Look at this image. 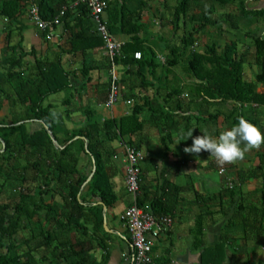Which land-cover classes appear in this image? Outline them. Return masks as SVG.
I'll use <instances>...</instances> for the list:
<instances>
[{
	"label": "crops",
	"instance_id": "1",
	"mask_svg": "<svg viewBox=\"0 0 264 264\" xmlns=\"http://www.w3.org/2000/svg\"><path fill=\"white\" fill-rule=\"evenodd\" d=\"M71 1L52 2H64L66 5ZM107 1H111L113 6L121 0ZM138 1L129 0V4L136 6ZM38 2L27 0L17 20L5 21L0 18V54L7 43L8 34V42L17 44L16 52L23 54L25 77L35 71V63L40 59L58 62L66 72L67 87L50 94L43 102L49 104L53 119L66 122L55 131V146H62L63 141L85 124L88 117L97 120L119 119L130 114L134 107H139V128L123 138L119 136L104 140L100 146L112 189L117 196L112 206H105V209L102 206L103 229L97 231L102 238L99 239L100 246L92 239L89 249L81 251L79 257L74 255L68 259L54 258L49 254L47 259L40 260L43 254L41 249L33 253V260L37 264H99L105 258L103 264H131V237L123 218L124 210L134 201L125 184L123 143H128L143 153L139 163L140 189L136 198H141L145 205L151 206L153 199L160 197L161 201L167 203L169 211L166 214L173 220L171 228L154 240L153 264L158 259L160 264H174L171 262L174 259L199 264L204 245H215L223 240L226 244L222 264H264V167L260 168L258 156L264 151V145L248 152L244 160L222 166L208 152L188 154L183 150L191 146L192 137L203 133L216 137L220 132L230 130L238 124L239 116L255 124L264 133V106L239 105L233 100L210 98L204 93L199 95L200 90L196 89L198 80L187 75L182 64L173 67L158 65L154 75L149 74L145 67L135 77L137 66L130 68L118 63L119 97L110 108H105L103 103L109 82L103 46L89 47L88 41L82 42L76 37L72 40L73 34L84 27L74 23L73 16H69L66 22L61 20L60 24L52 28L39 29L29 17L30 5H38ZM176 3V0H146L141 13L144 26L138 36L142 44L150 47L161 61L168 53L165 41L177 38L183 32L179 27L174 29L172 24ZM246 3L249 8L264 6V0H247ZM227 6L230 8L227 13L231 14L232 19L222 21L219 28H205L204 35L210 36V43L215 42L217 46L221 44L215 41L216 36L225 34L229 39L237 40L234 37L235 31L239 29L234 19L238 17L237 4L230 3ZM227 13L221 15L217 11L216 15L222 19ZM104 17H107L106 11ZM232 23H236L238 28L232 27ZM250 28L253 30L252 35L264 34V16L250 21ZM91 32H94L93 28ZM117 40L124 43L128 36L119 35ZM242 45L239 51L244 56L242 77L247 82H253L259 68L254 61V52L252 57H246L250 54L247 48L253 51L252 46ZM197 49L202 50L201 47ZM217 50L221 48L217 47ZM142 73L144 84L140 83ZM164 82L167 88L161 85ZM249 106L254 107L253 110ZM163 112H167L168 116L162 117ZM8 113V106L4 105L0 117L8 116L10 119ZM213 114L216 115L211 118ZM27 127L31 132L40 127V122L29 121ZM191 129L192 137L187 138ZM84 159L82 155L79 168L86 163ZM222 168L224 170L220 173ZM240 170L243 171V181L238 177ZM251 171L254 173L249 174ZM229 180L233 184V196L226 191ZM207 195H212L211 199L207 200ZM94 201L98 203L101 200L95 198ZM239 203L245 206L241 215H237ZM231 218L235 222L229 223ZM198 221L202 224L201 231L198 230ZM242 246L244 249L238 252L237 248ZM22 250L20 248V256L16 260L18 263L15 264H24Z\"/></svg>",
	"mask_w": 264,
	"mask_h": 264
},
{
	"label": "trees",
	"instance_id": "2",
	"mask_svg": "<svg viewBox=\"0 0 264 264\" xmlns=\"http://www.w3.org/2000/svg\"><path fill=\"white\" fill-rule=\"evenodd\" d=\"M26 1L0 0V18L5 21L17 20ZM38 1L43 19L53 18L65 5L64 2L53 3V0ZM246 1L177 0L172 24L174 29L179 27L183 32L177 38L165 41L168 53L163 61L150 47L144 46L138 36L144 26L141 13L146 0H139L136 6H131L129 0H121L113 6L108 1L106 25L110 35L116 40L119 35L128 36L115 62L130 68L137 66L135 77L145 67L149 74L154 75L158 65L173 67L182 64L183 71L198 80L196 89L200 90L199 95L204 93L207 97L233 100L239 105L245 103L263 107L264 34L250 35L254 61L259 68L253 82H247L242 77L244 56L238 50L237 40L230 39L220 46L212 42L203 45L202 50L197 49L198 36L204 34L207 26L217 24L219 28L222 21L232 19L230 13L218 19L215 13L217 5L237 3L238 17L249 22L264 16V6L249 8ZM69 16H73L74 23L84 26L73 34L72 40L76 37L82 42L88 41L89 47L103 46L102 38L95 31L91 32L92 28L94 30L93 22L85 5L67 8L61 20L66 22ZM232 27L237 29L238 25L232 23ZM6 36L7 43L0 54V111L7 105L10 119L5 121L4 117H0V194L5 185L11 186V192L16 194L17 199L14 202L0 200V264L18 263L20 248H23L24 264H37L33 260V253L41 249L43 254L40 260L47 259L49 254L60 259L74 255L79 257L81 251L89 249L92 239L101 244L99 239L102 238L97 231L103 229V209L94 199H100L106 207L117 200L100 146L104 140L119 136L123 138L138 130L139 107H134L130 114L119 119L97 120L88 117L85 124L63 141L62 146H55L51 138L57 140L55 122L49 104L43 102L50 94L67 87L66 72L58 62L40 59L35 63V71L25 77L23 54L16 52L17 44H10L9 35ZM217 47L221 50L218 51ZM135 51H140L139 59L133 56ZM106 67L109 82L108 63ZM140 83H145L143 73ZM161 85L167 88L165 82ZM253 108L249 106V109ZM161 114L162 117L168 116L167 112ZM215 115L210 116L213 118ZM240 115L244 116L242 113ZM29 121L40 122V127L30 132L27 127ZM82 155L87 160L79 168ZM90 156L94 160L95 170L86 181L92 169ZM258 156L262 169L264 151ZM242 173L241 170L238 172L241 181L244 178ZM226 191L233 196L232 189ZM217 194L220 196V193ZM207 197L209 200L212 195ZM136 201L155 215L169 211L167 203L161 201L160 197L153 199L151 206L145 205L141 198ZM244 207L238 204L237 215H241ZM233 220L235 222L231 218L229 223ZM197 225L200 230L202 224L198 221ZM225 244L223 240L215 245H204L199 264H222ZM243 249V246L238 247L237 251ZM103 260L99 264H103ZM156 264H160L159 259Z\"/></svg>",
	"mask_w": 264,
	"mask_h": 264
},
{
	"label": "built area",
	"instance_id": "3",
	"mask_svg": "<svg viewBox=\"0 0 264 264\" xmlns=\"http://www.w3.org/2000/svg\"><path fill=\"white\" fill-rule=\"evenodd\" d=\"M83 4L87 7L90 19L93 22L94 31L102 38L105 56L109 64V84L104 100V107L110 108L118 99L120 93L119 77L116 71L117 63L115 57L120 53L123 42L113 39L110 35L105 11L108 7L107 0H73L69 4L63 5L57 15L51 19H43L40 15L38 5L32 3L29 7V17L39 29L52 28L60 24L61 18L67 8H75ZM133 56L137 59L141 57L140 51H135ZM143 153L136 147L123 143V161L125 163V184L126 190L134 198L133 203L126 207L123 212L125 225L131 237V254L129 262L131 264H153L154 256L152 246L154 240L171 228L172 217L168 214H152L148 209L139 206L136 201L137 193L140 189V160ZM223 168L219 172H223ZM232 183L229 180L227 187L231 188ZM174 264H191L183 263L177 260L171 261Z\"/></svg>",
	"mask_w": 264,
	"mask_h": 264
},
{
	"label": "clouds",
	"instance_id": "4",
	"mask_svg": "<svg viewBox=\"0 0 264 264\" xmlns=\"http://www.w3.org/2000/svg\"><path fill=\"white\" fill-rule=\"evenodd\" d=\"M191 129L187 138L192 137ZM264 145V133L255 124L244 117L238 118V124L230 130L222 131L213 137L208 133L192 137L190 147L183 150L188 154L208 152L218 165L234 164L245 159L248 152ZM231 189V188H229Z\"/></svg>",
	"mask_w": 264,
	"mask_h": 264
},
{
	"label": "rangeland",
	"instance_id": "5",
	"mask_svg": "<svg viewBox=\"0 0 264 264\" xmlns=\"http://www.w3.org/2000/svg\"><path fill=\"white\" fill-rule=\"evenodd\" d=\"M176 2H177V0H176ZM234 4L236 5L237 3H234ZM229 9H228V6L227 5H225V6L224 5H222V6L221 5H217L216 10H215V13L217 14V11H218L219 13H221V15H223L225 12L227 13L229 11ZM234 19H235L236 22H238V25H239V29H237L235 31V34L236 35L234 34L235 35L234 37H236V39L238 41H241L242 43L247 44V46H250V44H251L250 35L253 34V30H251V28L249 29L250 22L248 20H246V19L238 18V17H236ZM254 26H255V24H254ZM214 27L217 28L218 25L216 24V25H214ZM206 29H207V27H206ZM206 29H205V31H206ZM245 32H248L249 34H246L247 36H245ZM208 37H210V36H208L207 34L206 35H204V34L199 35L198 36L197 46L198 47H201L203 49V45H205L206 43H210L212 41ZM214 39H215V41L219 42L221 45H223L224 42L230 40L229 37H226L225 34L224 35H221L219 37L216 36ZM242 43H239V47H238V50L239 51L241 50L240 46H243ZM247 50H248L247 53L248 54L250 53V54L249 55H246V57L249 58L250 55H251L250 57H252V52H253L252 49L248 47ZM4 120L5 121H8L9 120L8 119V116H6L4 118ZM54 122H55V127H54L55 131L60 128L59 127L60 125L66 124L65 120L63 121V120H60V119H54ZM18 158H20V156ZM84 160H87V157H85ZM1 181H2V178L0 179V182ZM10 188H11V186H6L5 185L4 191H2V193L0 194V200L1 201H3V202H14L15 199H17L15 197L16 194L14 192H11V189Z\"/></svg>",
	"mask_w": 264,
	"mask_h": 264
},
{
	"label": "water",
	"instance_id": "6",
	"mask_svg": "<svg viewBox=\"0 0 264 264\" xmlns=\"http://www.w3.org/2000/svg\"><path fill=\"white\" fill-rule=\"evenodd\" d=\"M80 137H82L83 138V136H80ZM52 138V141H55V139L53 138V137H51ZM94 170H95V164H94V160L92 159V170H91V172H90V174H89V176H88V178H87V180H89L90 179V177L92 176V174H93V172H94ZM86 180V181H87ZM98 203H100L102 206H103V208L105 209V205L100 201V202H98Z\"/></svg>",
	"mask_w": 264,
	"mask_h": 264
},
{
	"label": "bare ground",
	"instance_id": "7",
	"mask_svg": "<svg viewBox=\"0 0 264 264\" xmlns=\"http://www.w3.org/2000/svg\"><path fill=\"white\" fill-rule=\"evenodd\" d=\"M100 246V245H99Z\"/></svg>",
	"mask_w": 264,
	"mask_h": 264
}]
</instances>
